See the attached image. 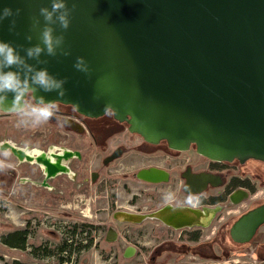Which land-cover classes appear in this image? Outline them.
I'll list each match as a JSON object with an SVG mask.
<instances>
[{
  "label": "water",
  "instance_id": "water-1",
  "mask_svg": "<svg viewBox=\"0 0 264 264\" xmlns=\"http://www.w3.org/2000/svg\"><path fill=\"white\" fill-rule=\"evenodd\" d=\"M66 2L75 5L70 28L51 26L65 36L71 56L45 52L39 60L47 63L28 61L67 78L61 105L79 103L75 111L93 119L111 105L131 133L174 151L194 146L211 161L264 162V0ZM5 7L22 12L0 23V40L26 55L21 46L40 43L39 31H30L32 17L50 9L51 0H0V10ZM12 19L15 31L9 30ZM77 57L85 58L90 74L74 68ZM37 95L58 99L55 92ZM262 224L264 206L234 229Z\"/></svg>",
  "mask_w": 264,
  "mask_h": 264
},
{
  "label": "flooded vegetation",
  "instance_id": "flooded-vegetation-1",
  "mask_svg": "<svg viewBox=\"0 0 264 264\" xmlns=\"http://www.w3.org/2000/svg\"><path fill=\"white\" fill-rule=\"evenodd\" d=\"M59 107V120L67 123L52 119L51 136L41 137L40 149L14 143L15 134L21 133L24 139L29 130L14 125L9 120L12 114L0 112V121L6 120L0 128V172L4 171L6 178L0 180L1 189L21 188L27 204L40 203L44 191L55 192L54 203L59 206L94 195L106 203L104 220L110 221L115 210L112 223L124 227L153 225L159 232H170L179 239L171 245L174 252L168 249L170 254L177 255V249L184 247L183 256L219 260L223 255L239 253L249 257L247 264H264V224L256 229H234L243 216L264 206V162L211 161L199 155L194 146L181 152L171 150L164 141L147 143L131 133L126 123L116 121L113 114L93 119L70 106ZM44 142L52 145L47 147ZM51 149L61 158L63 169L45 159L35 161L24 152L39 150L53 156ZM48 164L53 167L51 174ZM30 191L37 194L30 197ZM189 192L200 194L199 207L183 205ZM169 194L178 204L164 203ZM126 196L130 199L124 202ZM128 216L135 222L124 221ZM22 231L28 233L29 240V229ZM107 237L117 238V231L108 229Z\"/></svg>",
  "mask_w": 264,
  "mask_h": 264
},
{
  "label": "rangeland",
  "instance_id": "rangeland-1",
  "mask_svg": "<svg viewBox=\"0 0 264 264\" xmlns=\"http://www.w3.org/2000/svg\"><path fill=\"white\" fill-rule=\"evenodd\" d=\"M9 120L17 125L15 115ZM5 121H0V128L4 126ZM14 130L17 131L18 128L14 126ZM28 130L27 138L23 139L21 133L15 134L13 142L20 146L24 144L32 149H40L43 144L41 137L51 136V120ZM44 144L47 147L52 145L45 142ZM5 179V172H0V180ZM36 194L37 192L30 191L29 196L34 197ZM40 194L44 201L41 199L40 203L27 204L24 201L26 192L21 188L16 190L0 188V238L24 229L30 231V239L25 251L8 248L0 240V264L14 261L25 264H60V249L74 225L79 228L78 236L74 237L72 244L73 264H247L249 262V257L239 253L221 255L222 259L219 260H211L207 256L205 259L193 255L183 256L182 253L186 249L184 247L177 249L179 251L177 255L170 254L175 251L171 245L179 242V239L172 237L170 232L164 229L159 232L160 229H153V225L124 227L112 223V214L115 210L111 213L110 221L104 220L105 213H108V210H105L106 203L94 195L88 199L78 198V202L74 204L67 201L59 206L54 203L55 192L44 191ZM129 199L126 196L124 202ZM111 228L115 229L118 235L112 240L107 237L108 229ZM101 229L103 230L99 232L98 230ZM91 240H93L92 245L86 248ZM36 249L40 250L35 252Z\"/></svg>",
  "mask_w": 264,
  "mask_h": 264
},
{
  "label": "clouds",
  "instance_id": "clouds-1",
  "mask_svg": "<svg viewBox=\"0 0 264 264\" xmlns=\"http://www.w3.org/2000/svg\"><path fill=\"white\" fill-rule=\"evenodd\" d=\"M74 10L75 5L69 8L66 0H51L50 9L41 7L39 15L32 17L30 28V31H39L40 43L27 49L21 46L26 55H21L20 50L11 42L0 40V112L15 115L17 127L37 128L54 118L60 123H67V121H60L58 116L59 105L67 95L65 88L67 78H58L47 68H38L28 61L35 59L40 64L47 63V61L39 60L45 52L52 57L71 56L70 49L65 47V36L55 35V28L51 25L58 24L60 29L66 32L71 26V16ZM21 12L22 9L13 11L9 7L3 8L0 10V23L20 16ZM39 17L43 18V27H41ZM15 29L16 20L12 19L9 30L15 31ZM26 39L31 42L33 37L28 35ZM74 68L85 74H90L91 71L84 57L76 58ZM41 91L55 92L58 99L48 100L43 95H37ZM79 108V103H73L74 110H79ZM104 111L109 115L114 113L111 105H106ZM164 203L170 206L178 204L171 194L164 197ZM182 203L187 207L196 208L200 206L202 200L200 194L189 192Z\"/></svg>",
  "mask_w": 264,
  "mask_h": 264
},
{
  "label": "trees",
  "instance_id": "trees-1",
  "mask_svg": "<svg viewBox=\"0 0 264 264\" xmlns=\"http://www.w3.org/2000/svg\"><path fill=\"white\" fill-rule=\"evenodd\" d=\"M86 227V226H85ZM78 226L74 225L72 228V231L68 234L62 248L60 249V264H73V254H72V247L74 242V237L78 236L77 230ZM1 243L9 248L17 249V250H23L25 251L28 245V233L23 231H17L12 234H8L7 236H3L0 238ZM93 243V240H91L86 248H89ZM91 244V245H90ZM40 249H36L38 251ZM46 252V250H45ZM47 256H50L48 253H46ZM7 264H25L20 261H14L12 263Z\"/></svg>",
  "mask_w": 264,
  "mask_h": 264
},
{
  "label": "bare ground",
  "instance_id": "bare-ground-1",
  "mask_svg": "<svg viewBox=\"0 0 264 264\" xmlns=\"http://www.w3.org/2000/svg\"><path fill=\"white\" fill-rule=\"evenodd\" d=\"M55 151H56L55 149H51V152L50 153L53 154V156H51L50 154H43L39 150H25L24 152H26L27 155H29L30 157H32L33 159H35V161H39V159H45V161H49L53 165H56L57 167L63 169L65 165H64L63 162H61V158H57V156L54 155ZM43 167L47 170V166L46 165L43 164Z\"/></svg>",
  "mask_w": 264,
  "mask_h": 264
}]
</instances>
